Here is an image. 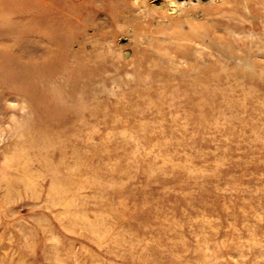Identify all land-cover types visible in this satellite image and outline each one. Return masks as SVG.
<instances>
[{"label":"rangeland","instance_id":"374dc122","mask_svg":"<svg viewBox=\"0 0 264 264\" xmlns=\"http://www.w3.org/2000/svg\"><path fill=\"white\" fill-rule=\"evenodd\" d=\"M0 264H264V0H0Z\"/></svg>","mask_w":264,"mask_h":264},{"label":"bare ground","instance_id":"6f19581e","mask_svg":"<svg viewBox=\"0 0 264 264\" xmlns=\"http://www.w3.org/2000/svg\"><path fill=\"white\" fill-rule=\"evenodd\" d=\"M89 5H92V2Z\"/></svg>","mask_w":264,"mask_h":264}]
</instances>
